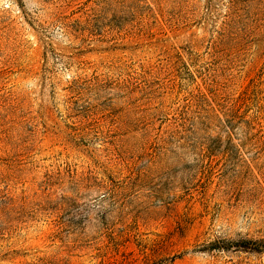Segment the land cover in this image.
I'll return each mask as SVG.
<instances>
[{
	"label": "rangeland",
	"instance_id": "1",
	"mask_svg": "<svg viewBox=\"0 0 264 264\" xmlns=\"http://www.w3.org/2000/svg\"><path fill=\"white\" fill-rule=\"evenodd\" d=\"M0 264H264V0H0Z\"/></svg>",
	"mask_w": 264,
	"mask_h": 264
}]
</instances>
